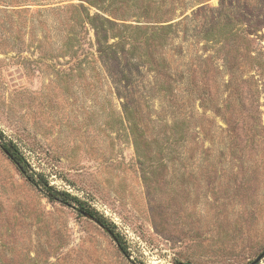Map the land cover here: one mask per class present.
Listing matches in <instances>:
<instances>
[{
    "label": "rangeland",
    "instance_id": "1",
    "mask_svg": "<svg viewBox=\"0 0 264 264\" xmlns=\"http://www.w3.org/2000/svg\"><path fill=\"white\" fill-rule=\"evenodd\" d=\"M86 13L113 21L119 55L131 52L102 59ZM154 28L163 46L144 47ZM162 55L171 108L154 86ZM130 70L153 82L142 99L118 81ZM0 130L128 251L0 148V264L252 262L264 250V0H0Z\"/></svg>",
    "mask_w": 264,
    "mask_h": 264
},
{
    "label": "trees",
    "instance_id": "2",
    "mask_svg": "<svg viewBox=\"0 0 264 264\" xmlns=\"http://www.w3.org/2000/svg\"><path fill=\"white\" fill-rule=\"evenodd\" d=\"M97 17H101L103 21L109 23L110 25L106 27H104L105 24L102 26L101 25L98 26L97 23L94 22ZM85 18L86 20H88V23L91 25V27L94 30V39L97 43L96 50L98 51V53L102 54V56H100L102 59H103V55L106 57V56H109V54L111 53L114 55L112 56L114 57V59H118V58L120 59L121 57H123V55L126 56L129 52H131V51H126L123 53V55L121 56L119 55L120 51H118L117 47L118 45L123 43L125 40H127V38L125 37V35H121V33L119 35H116V33H113L112 31L113 27L111 26L115 24L113 23V21L109 20L108 18L99 16L98 14L90 15L89 13H86ZM117 26L119 25H116V27ZM158 31L159 30L157 28H154V30H152L149 34L147 33L145 34L144 41H143L144 47L151 46L150 43H152V45L163 46L161 37L166 36V32L159 33ZM110 35H111V38H116V41L109 42L108 38ZM155 40L159 42L155 43L154 42ZM137 43H138L137 39H134L132 41L130 40L129 42H127V44L130 47L135 48V49L138 47ZM149 53H152V52H149ZM142 56H143V53L139 54L140 58ZM157 61H158L157 63L158 67L157 66L154 67L156 75H153L155 90L161 95H163L162 100H166V106L168 108H171V105H172V103L170 102L171 96L169 93L168 95H166L167 94L166 92L172 91L171 82L174 83L175 81L171 79L170 77L171 73L168 70H166L164 74V68H160L162 66L160 61L164 63L167 62L166 56L162 55L160 57V60L157 59ZM166 68L169 69L168 66ZM121 73H123L122 74L123 77L119 79L118 81H120L122 84L121 85L122 90L126 92L127 94H130L131 97L135 96L136 98H140V99H142L141 97L144 98L146 89L148 90L149 84L153 82L149 80L142 81V80H139V78L137 77H133V71L131 70L129 72L122 71ZM161 75H166L167 76L166 79H162L161 77H159ZM121 94L124 96V98H129V95H126L124 93H121ZM165 95L168 96L166 97V99H165ZM132 106H134V108L137 107L133 103H129L127 101V103L123 105V110L126 112L130 111ZM0 148L10 158V160L14 163V165L16 166L20 174L24 176L28 182H30L31 184L37 187H40L42 191L44 192V194L49 199L60 201L63 204L72 205L79 212H85L92 218L96 219L104 228H106V230L112 236V238L116 242L121 252L124 254H128L125 241L120 237L119 233L114 231L113 226L107 223L105 218H103L99 213H97L95 210H93L91 207L86 205L82 200H80L79 198L71 194L70 192L58 189L55 186L51 185L42 173L38 172L31 166V164L27 160L25 154L20 149V147L15 142H13L11 139H7L1 130H0ZM245 264H258V262L252 263L250 260Z\"/></svg>",
    "mask_w": 264,
    "mask_h": 264
},
{
    "label": "water",
    "instance_id": "3",
    "mask_svg": "<svg viewBox=\"0 0 264 264\" xmlns=\"http://www.w3.org/2000/svg\"><path fill=\"white\" fill-rule=\"evenodd\" d=\"M83 215L92 218L91 216H89L88 214H86L85 212H81ZM94 219V218H93ZM94 221L100 225L101 227H103L96 219H94ZM104 228V227H103ZM106 229V228H105ZM264 256V250L254 259L252 260V263H255L257 261H259L262 257Z\"/></svg>",
    "mask_w": 264,
    "mask_h": 264
}]
</instances>
